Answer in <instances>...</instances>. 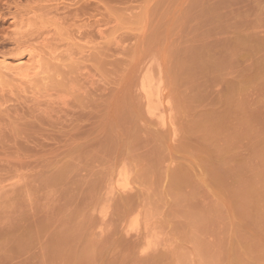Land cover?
Instances as JSON below:
<instances>
[{"label":"rangeland","instance_id":"rangeland-1","mask_svg":"<svg viewBox=\"0 0 264 264\" xmlns=\"http://www.w3.org/2000/svg\"><path fill=\"white\" fill-rule=\"evenodd\" d=\"M0 64V264H264V0H0Z\"/></svg>","mask_w":264,"mask_h":264},{"label":"bare ground","instance_id":"bare-ground-1","mask_svg":"<svg viewBox=\"0 0 264 264\" xmlns=\"http://www.w3.org/2000/svg\"><path fill=\"white\" fill-rule=\"evenodd\" d=\"M31 54V53H30ZM35 54V53H34ZM32 55V54H31ZM29 56V55H28ZM36 56V55H35ZM34 56V58H35ZM35 60V59H34ZM4 63V64H3ZM2 63V66L4 68V70H6L7 72H9L11 75H15V76H20L22 77L23 79H25L24 77L26 76L27 78L31 77L30 75L31 72L33 70H37L40 66V63L38 61H28L27 63L25 61H20L19 63H11V62H8V61H4ZM1 65V64H0ZM26 67L25 70H23V68ZM2 73H4L5 71L1 70ZM6 72V73H7ZM33 73V72H32ZM37 73V72H36ZM9 74V75H10ZM38 74V73H37ZM34 76V75H33ZM32 76V78H33ZM35 77V76H34ZM15 78V77H14ZM16 79V78H15ZM28 83V82H27ZM166 110V109H165ZM161 115V114H160ZM167 115V114H166ZM165 116V115H163ZM162 116V117H163ZM166 123V122H165ZM120 180V179H119ZM118 181V180H117ZM128 183V182H127ZM121 184V183H120Z\"/></svg>","mask_w":264,"mask_h":264}]
</instances>
